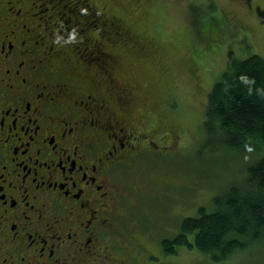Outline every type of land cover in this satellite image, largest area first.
Listing matches in <instances>:
<instances>
[{
	"label": "flooded vegetation",
	"instance_id": "flooded-vegetation-1",
	"mask_svg": "<svg viewBox=\"0 0 264 264\" xmlns=\"http://www.w3.org/2000/svg\"><path fill=\"white\" fill-rule=\"evenodd\" d=\"M106 8L0 0V264L147 259L175 214L154 201L175 188L170 162L147 156L180 146L176 114L167 93L139 108L116 69L130 33Z\"/></svg>",
	"mask_w": 264,
	"mask_h": 264
},
{
	"label": "rangeland",
	"instance_id": "rangeland-1",
	"mask_svg": "<svg viewBox=\"0 0 264 264\" xmlns=\"http://www.w3.org/2000/svg\"><path fill=\"white\" fill-rule=\"evenodd\" d=\"M95 3L99 7L105 5L109 14L121 18L139 38H150L149 43L155 45L152 50L144 47L143 52L119 46L116 69L120 76L140 85L135 88V101L140 109L149 110L159 96L167 93V108L177 114L173 128L185 137V145L174 152L150 154L147 159L159 154L157 160L161 162L174 158L173 167L179 172L168 170L167 175L184 178L192 189L185 198L175 197L180 192L173 187L166 195L154 198L155 202L168 203L175 214L168 224L154 229L150 246L144 242L146 254L151 257L140 258L137 254L139 260L137 256L127 264H264V243L252 245L251 251L245 250L239 257L224 261H214L194 247L180 246L176 253L166 254L160 243L162 238H172L178 233L184 216L197 215L200 206L212 210L213 196L224 192L225 184L241 179L243 164L252 160L251 156L226 150L219 142H208L201 121L207 93L230 60L252 53L264 57V0H95ZM158 208L164 217L165 207ZM135 249L140 248L135 246L132 252Z\"/></svg>",
	"mask_w": 264,
	"mask_h": 264
},
{
	"label": "trees",
	"instance_id": "trees-1",
	"mask_svg": "<svg viewBox=\"0 0 264 264\" xmlns=\"http://www.w3.org/2000/svg\"><path fill=\"white\" fill-rule=\"evenodd\" d=\"M121 20L130 33L126 48L143 52L150 38H139ZM72 36L79 39L77 34L68 35L70 44L78 43ZM201 127L208 142H219L226 150L251 156L252 160L241 166L244 169L241 179L225 184V191L213 196L212 210L200 206L197 215L184 216L178 233L172 238H162L160 243L166 254L176 253L180 246L194 247L214 261H224L239 257L245 250L251 251L252 245L264 243L263 56L252 53L230 60L207 93ZM184 142L183 136L179 147H184ZM173 161L174 158L170 159V168L173 173L179 172ZM175 177L174 191L180 192L175 197L185 198L192 189L183 182L184 178Z\"/></svg>",
	"mask_w": 264,
	"mask_h": 264
},
{
	"label": "bare ground",
	"instance_id": "bare-ground-1",
	"mask_svg": "<svg viewBox=\"0 0 264 264\" xmlns=\"http://www.w3.org/2000/svg\"><path fill=\"white\" fill-rule=\"evenodd\" d=\"M87 58V57H86ZM85 85V84H84ZM89 87V86H88ZM89 95V94H88ZM92 97V96H91ZM90 100V99H89ZM89 103V102H88ZM89 105V104H88ZM92 111V110H91ZM93 115V114H92ZM93 117V116H92ZM94 118V117H93ZM91 128V127H90ZM87 135V134H86ZM101 136V135H100ZM91 139V138H90ZM99 147H100V145H99ZM77 163V162H76ZM41 170V169H40ZM91 172V171H90ZM40 187V186H39ZM41 191V190H40ZM90 191V190H89ZM82 193V192H81ZM33 194V193H32ZM30 195V194H29ZM82 195V194H81ZM85 196V195H84ZM85 198H88V197H86L85 196ZM85 201V200H84ZM119 202V201H118ZM93 203V202H92ZM90 204V203H89ZM119 204V203H118ZM41 205V204H40ZM95 205H97V204H95ZM79 208H80V206H79ZM92 208V207H91ZM94 208H95V206H94ZM98 208V207H97ZM44 214V213H43ZM51 214V213H50ZM89 215V214H88ZM94 215V214H93ZM82 217V216H81ZM86 217V216H85ZM84 217V218H85ZM89 217V216H88ZM93 218V217H92ZM84 220V219H83ZM100 221V220H99ZM108 222V221H107ZM93 224V223H92ZM109 224V223H108ZM103 225V224H102ZM39 256V255H38Z\"/></svg>",
	"mask_w": 264,
	"mask_h": 264
}]
</instances>
